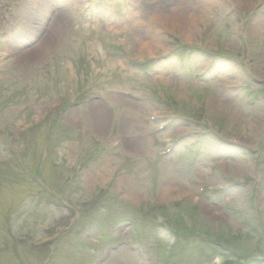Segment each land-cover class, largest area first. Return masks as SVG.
<instances>
[{
	"label": "rangeland",
	"instance_id": "374dc122",
	"mask_svg": "<svg viewBox=\"0 0 264 264\" xmlns=\"http://www.w3.org/2000/svg\"><path fill=\"white\" fill-rule=\"evenodd\" d=\"M94 2L0 0V140L58 107L15 144L48 186L0 168V264H264V0Z\"/></svg>",
	"mask_w": 264,
	"mask_h": 264
},
{
	"label": "bare ground",
	"instance_id": "6f19581e",
	"mask_svg": "<svg viewBox=\"0 0 264 264\" xmlns=\"http://www.w3.org/2000/svg\"><path fill=\"white\" fill-rule=\"evenodd\" d=\"M182 13H184V12H182ZM164 20H165V22L163 21V25L165 26V27H167V28H170L169 27V25H170V22L172 21L173 22V27H174V23H175V21H183V23H181L180 22V25H181V28H182V30L185 32V31H187L188 30V28H189V26H193L194 25V23L192 22V21H189V20H187L185 17L183 18V19H181V18H176V19H168V18H165L164 17ZM161 22H162V19H161ZM168 23V24H167ZM167 25V26H166ZM188 25V26H187ZM171 29V28H170ZM194 29V28H193ZM188 36H189V34H188ZM154 46H159L158 44H156V45H151V44H149L148 45V53H150V51L151 50H153L154 49ZM99 127L100 128H104L105 127V125H104V122H101L100 124H99ZM160 199V198H159Z\"/></svg>",
	"mask_w": 264,
	"mask_h": 264
}]
</instances>
